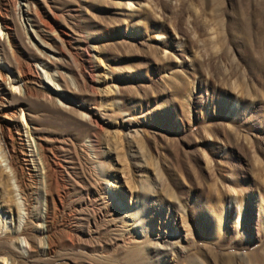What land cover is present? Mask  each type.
Listing matches in <instances>:
<instances>
[{
  "label": "rangeland",
  "instance_id": "rangeland-1",
  "mask_svg": "<svg viewBox=\"0 0 264 264\" xmlns=\"http://www.w3.org/2000/svg\"><path fill=\"white\" fill-rule=\"evenodd\" d=\"M0 103V264H264V0H0Z\"/></svg>",
  "mask_w": 264,
  "mask_h": 264
},
{
  "label": "bare ground",
  "instance_id": "bare-ground-1",
  "mask_svg": "<svg viewBox=\"0 0 264 264\" xmlns=\"http://www.w3.org/2000/svg\"><path fill=\"white\" fill-rule=\"evenodd\" d=\"M22 13L25 16L24 17L25 18L24 19L25 20V28L31 33V37L33 38V40H35L34 46L36 47L38 52L41 55H43L42 57L46 56L45 58H47V61H55V62L59 61L60 62V60L64 58V52H63V49H62V45L66 41L65 38L61 37V39H58L57 37H54V35H53L54 33L52 34L51 32H46L45 29H44V31H40L41 29L34 30L33 29V25L31 24L32 23V13L33 12L31 10V7L28 4L22 5ZM4 29L7 31V33L12 31V28L10 27L9 24H5L4 25ZM61 36H64V33H61ZM2 105L3 104L0 103V110H1ZM3 119H4V117H3ZM3 189H4V184L0 183L1 193H3V197L6 199L7 197H5L6 195H5ZM1 197H2V195H1ZM6 202H7V200H6ZM2 203L4 204V202H2ZM130 230H131V228H130ZM26 232H27L26 228H24L23 230H20L18 227L16 228V227L13 226V229L11 230V235H13L14 237L18 238L21 235H25ZM13 239H15V238H13ZM127 242H129V241H127Z\"/></svg>",
  "mask_w": 264,
  "mask_h": 264
}]
</instances>
